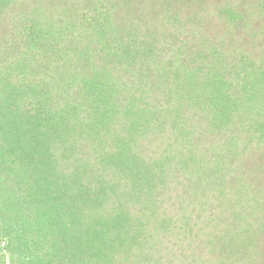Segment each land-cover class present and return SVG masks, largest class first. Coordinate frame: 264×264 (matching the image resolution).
<instances>
[{
    "label": "trees",
    "instance_id": "obj_1",
    "mask_svg": "<svg viewBox=\"0 0 264 264\" xmlns=\"http://www.w3.org/2000/svg\"><path fill=\"white\" fill-rule=\"evenodd\" d=\"M0 264H264V0H0Z\"/></svg>",
    "mask_w": 264,
    "mask_h": 264
}]
</instances>
